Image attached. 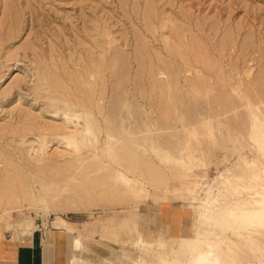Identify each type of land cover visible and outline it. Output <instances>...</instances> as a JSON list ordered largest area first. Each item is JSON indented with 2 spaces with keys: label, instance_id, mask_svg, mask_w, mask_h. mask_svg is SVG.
Listing matches in <instances>:
<instances>
[{
  "label": "rangeland",
  "instance_id": "obj_1",
  "mask_svg": "<svg viewBox=\"0 0 264 264\" xmlns=\"http://www.w3.org/2000/svg\"><path fill=\"white\" fill-rule=\"evenodd\" d=\"M0 18V240L48 225L68 264H264V0H0Z\"/></svg>",
  "mask_w": 264,
  "mask_h": 264
},
{
  "label": "crops",
  "instance_id": "obj_2",
  "mask_svg": "<svg viewBox=\"0 0 264 264\" xmlns=\"http://www.w3.org/2000/svg\"><path fill=\"white\" fill-rule=\"evenodd\" d=\"M163 207L166 210L172 209L171 206L163 205L159 206L160 212ZM172 214L175 216L174 212L163 213L168 232H171L173 238H186L179 236L180 226ZM13 235L0 240V264H68L71 248L69 233L65 229L41 225L31 236L23 239H15Z\"/></svg>",
  "mask_w": 264,
  "mask_h": 264
},
{
  "label": "bare ground",
  "instance_id": "obj_3",
  "mask_svg": "<svg viewBox=\"0 0 264 264\" xmlns=\"http://www.w3.org/2000/svg\"><path fill=\"white\" fill-rule=\"evenodd\" d=\"M4 17V16H3ZM1 19V18H0ZM2 20V19H1ZM0 20V21H1ZM2 22V21H1ZM4 22V21H3ZM2 22V23H3ZM13 26V25H12ZM11 26V27H12ZM3 27V26H2ZM2 27H0V28H2ZM10 27V26H9ZM3 35V34H2ZM1 40V39H0ZM4 40V39H3ZM7 41V40H6ZM89 63V62H88ZM238 216V215H237ZM243 216V215H242ZM250 216V215H249ZM242 218H244V217H242ZM245 218H247L246 216H245ZM252 218V217H251ZM251 218H249V219H251ZM234 219H236V218H234ZM240 219V218H239ZM242 220V219H241ZM243 220H246V219H243ZM217 221V220H216ZM244 222V221H243ZM249 222H251L252 224V227L253 226H257V224H261L263 227H264V217L263 216H258V217H254V218H252L251 219V221H249ZM250 225V226H251ZM258 226H260V225H258ZM242 227H245V226H242ZM250 240V239H249ZM262 241V240H261ZM206 242V241H205ZM208 242V241H207ZM210 242V241H209ZM208 242V243H209ZM264 242V241H263ZM263 242H261L262 243V245L264 244ZM211 243V242H210ZM203 244V243H202ZM215 244H217V243H215ZM254 244H257V242L256 243H254ZM219 245V244H218ZM220 246V245H219ZM218 246V247H219ZM245 247H246V245H244ZM257 246V245H256ZM259 246V245H258ZM252 246H250L249 248H251ZM255 247V246H254ZM254 247H252V248H254ZM260 247V246H259ZM187 248L188 249H190V255L193 257L194 255H198V256H201V255H203L204 254V252H205V250H207V249H209L210 248V245H208V244H203V245H198V244H195V243H192V244H190V245H187ZM228 248H230V247H228ZM258 248V247H257ZM216 249V248H215ZM214 249V250H215ZM217 250L219 251V249L217 248ZM245 250V249H244ZM247 250V249H246ZM243 251V250H242ZM248 252H249V250H247ZM258 252H260V251H258ZM264 252V251H263ZM222 253V252H221ZM228 253L229 252H225V255L223 256L224 257V263H225V260L229 257V258H231V255H233V254H231L230 255V253H229V255H228ZM243 253H244V251H243ZM250 253V252H249ZM217 254V253H216ZM219 254V253H218ZM264 254V253H263ZM221 255V254H220ZM247 255V254H246ZM249 255V254H248ZM190 256V257H191ZM204 256V255H203ZM217 256V255H216ZM191 257V258H192ZM220 256H218V258H219ZM227 257V258H226ZM256 257V256H255ZM254 257V258H255ZM194 258H195V256H194ZM226 258V259H225ZM228 258V259H229ZM252 258V257H251ZM197 259V258H196ZM218 260V259H217ZM231 260V259H230ZM233 260V259H232ZM197 261V260H196ZM199 261V260H198ZM190 262V261H189ZM222 262V261H221ZM230 262V261H229ZM188 264H190V263H188ZM191 264H192V261H191ZM227 264V263H226ZM229 264V263H228ZM232 264V263H231Z\"/></svg>",
  "mask_w": 264,
  "mask_h": 264
}]
</instances>
